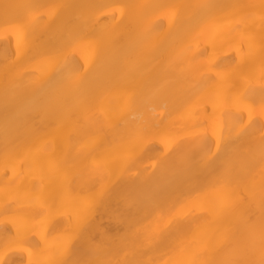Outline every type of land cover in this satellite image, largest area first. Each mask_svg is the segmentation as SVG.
<instances>
[{
  "label": "bare ground",
  "instance_id": "obj_1",
  "mask_svg": "<svg viewBox=\"0 0 264 264\" xmlns=\"http://www.w3.org/2000/svg\"><path fill=\"white\" fill-rule=\"evenodd\" d=\"M264 0H0V264H264Z\"/></svg>",
  "mask_w": 264,
  "mask_h": 264
},
{
  "label": "snow or ice",
  "instance_id": "obj_2",
  "mask_svg": "<svg viewBox=\"0 0 264 264\" xmlns=\"http://www.w3.org/2000/svg\"><path fill=\"white\" fill-rule=\"evenodd\" d=\"M262 240H264V233H262Z\"/></svg>",
  "mask_w": 264,
  "mask_h": 264
}]
</instances>
